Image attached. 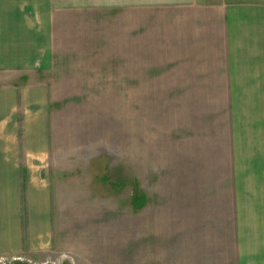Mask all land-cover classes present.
Returning <instances> with one entry per match:
<instances>
[{
  "label": "rangeland",
  "instance_id": "374dc122",
  "mask_svg": "<svg viewBox=\"0 0 264 264\" xmlns=\"http://www.w3.org/2000/svg\"><path fill=\"white\" fill-rule=\"evenodd\" d=\"M42 2L0 0V16ZM117 3L75 0L61 6L85 9L87 19L101 27L102 4L107 5L109 57H114L117 43H125L132 30L118 17ZM141 19V94H124L133 92L132 75L125 70V60L113 58L109 84L124 78V90L119 91L124 95L109 90L107 96H85L78 88L79 95L56 98V149L46 178L52 201L50 240L43 239L44 247L36 249L26 238L27 250L0 253V264H213L217 256L212 233L220 235L221 264L232 261L227 237L234 232L228 97L218 95L222 88L206 83L210 75L224 76L223 68L186 64L183 72H176L172 64L148 65L150 57L173 62L189 51V44L177 42V50H168L164 34L155 31L160 20ZM98 32L94 41L100 40V28ZM165 54H170L166 61ZM231 55L246 56V49ZM251 56L261 61L264 50ZM196 58L215 60L209 53ZM159 74L185 77L188 95H168L169 90L158 91L166 95L150 94L149 85ZM189 77L205 82L207 89L198 90L200 82L194 85ZM100 91L105 92H95Z\"/></svg>",
  "mask_w": 264,
  "mask_h": 264
},
{
  "label": "crops",
  "instance_id": "0c3cea01",
  "mask_svg": "<svg viewBox=\"0 0 264 264\" xmlns=\"http://www.w3.org/2000/svg\"><path fill=\"white\" fill-rule=\"evenodd\" d=\"M47 1L0 16V253L27 250L26 238L36 249L44 247L43 239L50 240L52 201L46 178L56 149V98L79 95L78 88L85 96H107L109 90L121 95L124 78L110 85L107 77L113 58L125 60V70L132 75L133 92L124 94H141L142 16L160 20L155 31L164 34L168 50H177V42L189 44L187 53L171 57L173 62L166 61L170 53L165 54L166 62L164 57L160 62L150 57L148 65L172 64L176 72H183L186 64L223 68L224 76L210 75L206 83L222 88L218 95L228 97L234 232L227 236L233 256L227 264H264V59L251 56L264 50V0H116L118 17L132 30L125 43H117L114 57H109L107 5L102 4L105 14L101 11L97 27L85 9L61 6L75 0ZM99 28L100 40L94 41ZM238 48L246 49V56L231 55ZM208 53L214 55L213 62H198L196 56ZM153 81L150 94L166 95L158 91L169 90L168 95H188L183 76L159 74ZM188 81L195 85L199 80ZM199 82L198 90L207 89ZM210 240L217 256L213 264H221L220 235L212 233Z\"/></svg>",
  "mask_w": 264,
  "mask_h": 264
}]
</instances>
